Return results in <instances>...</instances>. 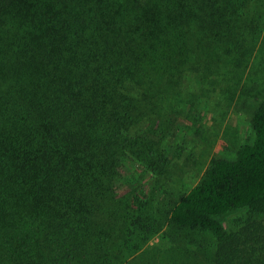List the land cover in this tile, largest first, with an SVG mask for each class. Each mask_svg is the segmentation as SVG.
<instances>
[{
    "label": "trees",
    "instance_id": "1",
    "mask_svg": "<svg viewBox=\"0 0 264 264\" xmlns=\"http://www.w3.org/2000/svg\"><path fill=\"white\" fill-rule=\"evenodd\" d=\"M263 28L264 0H0V264H124L154 212L118 195L125 163L163 170L186 86L244 68ZM245 95L252 141L158 219L210 234L211 264H264V94Z\"/></svg>",
    "mask_w": 264,
    "mask_h": 264
},
{
    "label": "rangeland",
    "instance_id": "2",
    "mask_svg": "<svg viewBox=\"0 0 264 264\" xmlns=\"http://www.w3.org/2000/svg\"><path fill=\"white\" fill-rule=\"evenodd\" d=\"M222 59L220 75L204 81L195 78L184 89L176 128L164 141V147L174 151L163 170L151 173L132 161L121 171L130 183L118 195L130 190L137 200L150 198L154 211L151 226L135 229L139 248L124 264H211L216 240L210 234L173 229L158 219L197 184L213 156L231 159L239 146L252 141L244 99L251 88L264 94V28L244 68L236 69ZM248 218L244 212H235L222 222L236 231Z\"/></svg>",
    "mask_w": 264,
    "mask_h": 264
}]
</instances>
